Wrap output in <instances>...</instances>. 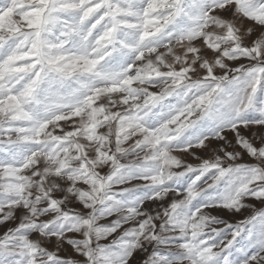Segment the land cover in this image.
I'll use <instances>...</instances> for the list:
<instances>
[{
	"label": "snow or ice",
	"instance_id": "6c2138e0",
	"mask_svg": "<svg viewBox=\"0 0 264 264\" xmlns=\"http://www.w3.org/2000/svg\"><path fill=\"white\" fill-rule=\"evenodd\" d=\"M261 91L264 0H0V264H264Z\"/></svg>",
	"mask_w": 264,
	"mask_h": 264
},
{
	"label": "rangeland",
	"instance_id": "374dc122",
	"mask_svg": "<svg viewBox=\"0 0 264 264\" xmlns=\"http://www.w3.org/2000/svg\"><path fill=\"white\" fill-rule=\"evenodd\" d=\"M178 51H180V50L178 49ZM208 55L211 56V53H208ZM257 96H258V99H264V91L259 92V93L257 94ZM171 99H172V98H170V100H171ZM105 102H106V101H105ZM173 102H174V101H173ZM245 115L248 116V117H252V116L259 115V114H258V113H255V112H248V113H246ZM73 121H75V122L78 123L79 118H73ZM60 124H61V126L64 127L66 130H70V127H71L72 121H69V122H67V123L64 122V121H61ZM50 130H51V129H50ZM98 131H100V132H104V131H106V129H99ZM252 131L255 132V131H257V129L254 128V129H252ZM55 134H60V129H56V133H55ZM230 138H231V137H230ZM81 142L83 143L84 141H81ZM89 151H90V154H91L92 150L89 149ZM174 155L179 156L181 159L185 160L186 162L194 163V164H195V163H198V161H197L194 157L188 156V155H186V154L174 153ZM197 155L204 156L205 158H206V156H207L206 153L201 152V151H199V150H197ZM245 160H250V158L247 157V156H245ZM41 167H42V165H41ZM100 171L102 172V174H103V173H106L107 168L100 169ZM185 183H186V181H185ZM137 194H140V193L138 192ZM55 195H56L57 197H60V196H62V193H60V192H56ZM126 198H131V197H126ZM181 198H182V197H181ZM171 199H172V196H171V194H170L168 197L165 198V203L169 202ZM247 203H249L250 205H252V206H254V207H256V208H260V207L264 206V205H261L259 202L255 201V200H249V201H247ZM69 207H73V208L81 209V210H82V205H80V203H79L78 201H75V200H71V201L69 202ZM145 207H146L147 209H149V210H152V209L157 208V207H158V204L148 203V204H146ZM213 214H219V215H221L223 218L229 220L230 222L235 223V222H237V221H239V220L244 219L249 213H248V211L242 210L240 213L233 214V213H230V212H228L227 210H225V211H221V212H219V213H213ZM19 215H20V213L17 212V216H19ZM48 218H50V217H44L43 219H48ZM109 219H111V218H109ZM17 222H18V221L7 222V223H4L3 225H0V234H2V233H3L8 227L15 226V223H17ZM106 222H107V220H105V221H101V223H106ZM33 238H36L35 235H34ZM69 251H70V250H69ZM61 255H63V253H61ZM142 256H143L142 253H141V254H138V255L135 257V259L133 260L132 264H137V261H139V260L141 259Z\"/></svg>",
	"mask_w": 264,
	"mask_h": 264
}]
</instances>
